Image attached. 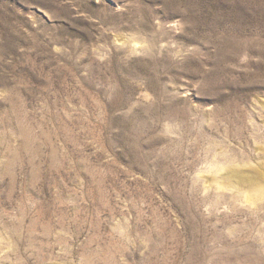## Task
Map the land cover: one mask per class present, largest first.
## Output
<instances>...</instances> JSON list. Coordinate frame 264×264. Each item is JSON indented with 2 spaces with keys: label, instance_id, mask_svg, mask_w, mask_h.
<instances>
[{
  "label": "rangeland",
  "instance_id": "obj_1",
  "mask_svg": "<svg viewBox=\"0 0 264 264\" xmlns=\"http://www.w3.org/2000/svg\"><path fill=\"white\" fill-rule=\"evenodd\" d=\"M0 264H264V0H0Z\"/></svg>",
  "mask_w": 264,
  "mask_h": 264
},
{
  "label": "bare ground",
  "instance_id": "obj_2",
  "mask_svg": "<svg viewBox=\"0 0 264 264\" xmlns=\"http://www.w3.org/2000/svg\"><path fill=\"white\" fill-rule=\"evenodd\" d=\"M223 167V166H222ZM216 170H220L221 169V165L218 164V166H216ZM215 171V170H214ZM219 172V171H218ZM228 190V189H227ZM247 197V196H246ZM246 199V198H245ZM246 203V202H245Z\"/></svg>",
  "mask_w": 264,
  "mask_h": 264
}]
</instances>
